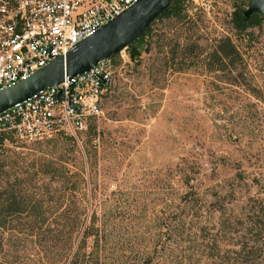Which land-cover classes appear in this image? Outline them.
<instances>
[{
  "label": "rangeland",
  "instance_id": "374dc122",
  "mask_svg": "<svg viewBox=\"0 0 264 264\" xmlns=\"http://www.w3.org/2000/svg\"><path fill=\"white\" fill-rule=\"evenodd\" d=\"M240 4L185 0L184 16L154 20L134 45L137 57L114 56L102 117L79 143L61 135L5 141L0 207L11 191L20 203L26 186L42 220L0 217V264H228L251 246L264 264V23L237 38L230 19L236 7L246 10ZM223 37L241 62L208 72ZM39 156L81 175V203L66 179L47 183L32 172ZM189 189L193 204L182 198ZM216 208L233 221L231 235L212 236ZM66 210L96 233L67 238Z\"/></svg>",
  "mask_w": 264,
  "mask_h": 264
},
{
  "label": "built area",
  "instance_id": "2783aa9c",
  "mask_svg": "<svg viewBox=\"0 0 264 264\" xmlns=\"http://www.w3.org/2000/svg\"><path fill=\"white\" fill-rule=\"evenodd\" d=\"M139 0H0V90L25 79ZM111 59L64 77L0 113V134L22 143L61 135L79 143L102 117Z\"/></svg>",
  "mask_w": 264,
  "mask_h": 264
},
{
  "label": "trees",
  "instance_id": "16d2710c",
  "mask_svg": "<svg viewBox=\"0 0 264 264\" xmlns=\"http://www.w3.org/2000/svg\"><path fill=\"white\" fill-rule=\"evenodd\" d=\"M185 0H174L172 4L170 5L168 11L161 13L155 20L161 19V18H167V17H176L179 18L181 16H184L183 14V3ZM245 2V6L248 7L249 1L248 0H240V5H243ZM230 22L232 24V28L237 35V38H240L242 35L247 36L246 31L250 28L260 27L262 23H264V17H262L259 14H253L248 17V19L245 21V18L243 16V11L240 7H236L234 11L231 13V19ZM151 24L147 27L145 32L141 34L137 39H135L131 44H129L125 50H128L129 57L134 59L138 56V51L136 47L134 46L139 41L142 40L144 36H146L150 32ZM244 39H238V41H243ZM190 54V52H186ZM114 59L111 58V61ZM238 62H241V56L238 52V48L235 45V43L228 37L223 38H217L214 41V45L212 47V50L210 51L207 62H206V70L208 72H222L224 69L228 68L230 66L231 68L235 69V64ZM178 70H183L179 68ZM240 76V75H239ZM11 140L6 135L0 134V177L4 176L3 169L6 166L5 162L7 159V155L4 153V143L5 141L8 142ZM23 160V158H21ZM32 165H30L32 172L37 177H47V183L48 182H58L60 179H66V184H71V192L74 194L75 198L77 199V203H81V197L82 199L84 196L82 193L78 192L80 188V181H81V175L79 173H70L69 171L60 164V161H53L52 159H43L42 156L39 157H33L32 158ZM59 162V163H58ZM59 164V165H58ZM62 172V175H60ZM66 173H68L66 175ZM23 182H26L25 180ZM29 180H27V183ZM61 182V181H60ZM188 183V181H184V184ZM46 186V185H45ZM190 188V187H189ZM22 196L20 199V203L16 202V197H13L12 191L9 194V201L8 205L5 207H0V217L6 216L11 217L12 219H16L19 217H23V219H31V220H42V216L40 213V206H37L34 204V206L28 207V199H27V187L24 186L22 188ZM194 192L189 189L182 198L184 199V202L189 203L192 201H195L192 196ZM190 197V198H189ZM83 201V200H82ZM193 204V202H192ZM213 207V205H211ZM214 212L218 213L219 220L216 224V230L214 232V235H212L214 238L217 236L219 237H225L227 235L232 234V230L234 227H232L233 221H230V218L228 215L225 214V212L219 208L213 209ZM70 211L66 210V222H70V225L67 227V238L76 237L77 235H80V241H84L87 236L92 235V232L96 233V229L92 225L84 226L82 220L78 219V217L70 216ZM17 216V217H15ZM2 217V218H6ZM29 225V224H28ZM30 228V225L28 226ZM32 227V226H31ZM79 230V231H78ZM81 230V233H80ZM169 230V229H168ZM170 231V230H169ZM75 233V234H74ZM210 239L211 242L215 243L214 238ZM79 247H77L74 252L71 251L68 253V255L71 254V258H75L78 256ZM211 249V248H210ZM248 257H244L243 253L240 250L233 251L230 258H228L229 262L228 264H260L259 262H262L258 258L259 256V248L256 246H251L249 249ZM248 252V251H247ZM210 255L214 258H219L218 256V249H211ZM81 259L84 258L89 259L91 257V252L87 255H80ZM77 259V258H75ZM226 262V261H224ZM72 264H77L75 261ZM84 264V262H83ZM86 264V263H85Z\"/></svg>",
  "mask_w": 264,
  "mask_h": 264
},
{
  "label": "water",
  "instance_id": "95a60500",
  "mask_svg": "<svg viewBox=\"0 0 264 264\" xmlns=\"http://www.w3.org/2000/svg\"><path fill=\"white\" fill-rule=\"evenodd\" d=\"M174 0H139L99 30L80 40L64 57H56L23 80L0 90V113L47 88L57 86L64 77L94 67L97 62L113 58L145 32L147 27ZM243 12L245 21L250 15L264 17V0H248Z\"/></svg>",
  "mask_w": 264,
  "mask_h": 264
}]
</instances>
